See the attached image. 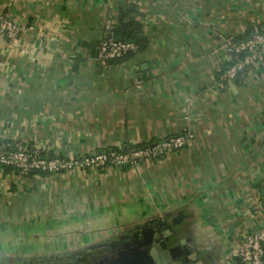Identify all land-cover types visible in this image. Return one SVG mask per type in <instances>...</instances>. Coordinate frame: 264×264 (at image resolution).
I'll return each instance as SVG.
<instances>
[{
	"label": "crops",
	"instance_id": "1",
	"mask_svg": "<svg viewBox=\"0 0 264 264\" xmlns=\"http://www.w3.org/2000/svg\"><path fill=\"white\" fill-rule=\"evenodd\" d=\"M129 5L148 47L99 61V41ZM0 9L20 29L16 43L0 35V144L49 158L193 135L135 167L21 177L0 166V259L148 248L158 230L179 243L172 261L240 264L227 253L264 225V53L223 80L222 45L264 30V0H0Z\"/></svg>",
	"mask_w": 264,
	"mask_h": 264
},
{
	"label": "built area",
	"instance_id": "2",
	"mask_svg": "<svg viewBox=\"0 0 264 264\" xmlns=\"http://www.w3.org/2000/svg\"><path fill=\"white\" fill-rule=\"evenodd\" d=\"M18 24L0 9V35L10 43L19 37ZM222 48L229 65L222 72L223 80H234L264 53V30L246 39L229 37ZM136 50L132 43L117 41L112 27H108L97 47V59L101 62L115 61ZM142 86L137 80L135 87ZM193 138L189 132L168 137L165 140L149 143L136 148L108 150L90 153L85 156L44 157L39 149H27L20 145L0 144V166L15 169L22 177L34 173L63 174L79 170H100L109 168L135 167L144 161L159 159L167 153L184 148ZM227 259L240 264H264V225L248 235L227 253Z\"/></svg>",
	"mask_w": 264,
	"mask_h": 264
},
{
	"label": "trees",
	"instance_id": "3",
	"mask_svg": "<svg viewBox=\"0 0 264 264\" xmlns=\"http://www.w3.org/2000/svg\"><path fill=\"white\" fill-rule=\"evenodd\" d=\"M137 18H138V12L136 11V8L133 5H129L127 8L120 11L116 24L112 26V31L117 41L124 43H132L136 46L135 51L125 54L123 57L118 59L119 61L128 60L135 55H140L148 47L149 41L144 36L143 24ZM260 32H262V30L252 29V30H248L246 34L251 36L254 33H260ZM228 65L229 63L226 62L223 69L225 70ZM4 168L9 169L10 167H4ZM117 248L119 249L118 250L119 252L120 251L126 252L133 249V248H125V247H117Z\"/></svg>",
	"mask_w": 264,
	"mask_h": 264
},
{
	"label": "water",
	"instance_id": "4",
	"mask_svg": "<svg viewBox=\"0 0 264 264\" xmlns=\"http://www.w3.org/2000/svg\"><path fill=\"white\" fill-rule=\"evenodd\" d=\"M157 237L155 236L152 241V245L147 247L136 248L133 252L121 253L120 256L123 260H114L108 264H194L193 262H182V261H172L170 250L177 247V243L167 246L165 239L167 235H173L174 233L170 231L168 234H160V231H155ZM163 251V253H162Z\"/></svg>",
	"mask_w": 264,
	"mask_h": 264
},
{
	"label": "flooded vegetation",
	"instance_id": "5",
	"mask_svg": "<svg viewBox=\"0 0 264 264\" xmlns=\"http://www.w3.org/2000/svg\"><path fill=\"white\" fill-rule=\"evenodd\" d=\"M175 242H166V245H172ZM177 247L170 250L171 257L173 258L175 255L181 254V248L178 247L179 243H177ZM121 247V246H118ZM117 247H111L103 250L93 251V253L82 254L74 257H64V258H54V259H42L37 262H22V264H108L113 262L116 259H122L121 253L133 252L136 249H131L126 252L118 251ZM163 253V251H162Z\"/></svg>",
	"mask_w": 264,
	"mask_h": 264
},
{
	"label": "rangeland",
	"instance_id": "6",
	"mask_svg": "<svg viewBox=\"0 0 264 264\" xmlns=\"http://www.w3.org/2000/svg\"><path fill=\"white\" fill-rule=\"evenodd\" d=\"M22 177V176H21ZM64 251H54L52 249L49 248H44V250H42L41 252H35V251H31V253L29 254H23L22 251H18L17 250V254L16 255H8L6 254V257L4 259H0L1 264H22V262H37V261H41L42 259H54L52 257H57L59 258L61 255H63L61 252L67 253L68 249ZM28 260V261H27ZM117 261H122V259H116ZM19 261V262H17ZM121 262V263H122Z\"/></svg>",
	"mask_w": 264,
	"mask_h": 264
}]
</instances>
